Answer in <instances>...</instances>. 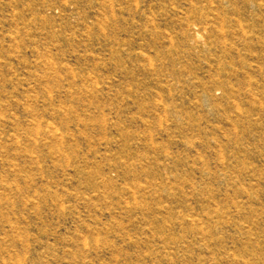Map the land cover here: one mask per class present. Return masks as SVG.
<instances>
[{
  "label": "rangeland",
  "instance_id": "1",
  "mask_svg": "<svg viewBox=\"0 0 264 264\" xmlns=\"http://www.w3.org/2000/svg\"><path fill=\"white\" fill-rule=\"evenodd\" d=\"M0 264H264V0H0Z\"/></svg>",
  "mask_w": 264,
  "mask_h": 264
},
{
  "label": "bare ground",
  "instance_id": "2",
  "mask_svg": "<svg viewBox=\"0 0 264 264\" xmlns=\"http://www.w3.org/2000/svg\"><path fill=\"white\" fill-rule=\"evenodd\" d=\"M193 39H195V40H196V39H198V37H197V36H195Z\"/></svg>",
  "mask_w": 264,
  "mask_h": 264
}]
</instances>
